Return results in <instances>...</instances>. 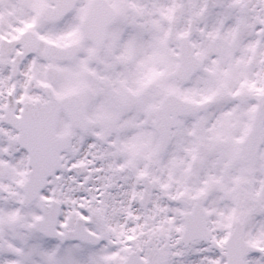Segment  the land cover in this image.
I'll return each mask as SVG.
<instances>
[{"label": "snow or ice", "instance_id": "obj_1", "mask_svg": "<svg viewBox=\"0 0 264 264\" xmlns=\"http://www.w3.org/2000/svg\"><path fill=\"white\" fill-rule=\"evenodd\" d=\"M0 264H264V0H0Z\"/></svg>", "mask_w": 264, "mask_h": 264}]
</instances>
